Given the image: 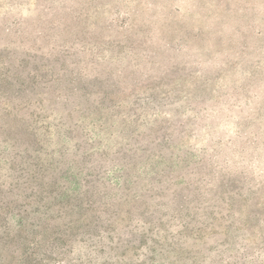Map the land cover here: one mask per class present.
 <instances>
[{
	"label": "rangeland",
	"instance_id": "374dc122",
	"mask_svg": "<svg viewBox=\"0 0 264 264\" xmlns=\"http://www.w3.org/2000/svg\"><path fill=\"white\" fill-rule=\"evenodd\" d=\"M0 264H264V0H0Z\"/></svg>",
	"mask_w": 264,
	"mask_h": 264
}]
</instances>
